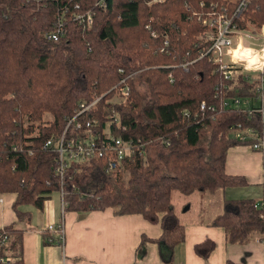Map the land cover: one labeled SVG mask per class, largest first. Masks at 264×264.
<instances>
[{"label":"trees","instance_id":"1","mask_svg":"<svg viewBox=\"0 0 264 264\" xmlns=\"http://www.w3.org/2000/svg\"><path fill=\"white\" fill-rule=\"evenodd\" d=\"M229 3L107 0L100 6L99 0H0V196L15 195L12 209L20 222L27 227L33 219L22 206L43 209L63 188L67 211L85 215L111 208L116 215L141 214L160 222L161 237L143 235L138 254L145 257L148 243L157 242L164 260H172L175 247L185 241L174 195L244 184L226 170L229 150L248 145L234 137L236 125L264 133L259 113L225 106L254 94L253 83L229 82L209 56H201L209 30L202 20ZM90 10L92 24L75 19V13ZM62 14L65 34L49 39ZM249 16L252 24H264V0L250 8ZM124 83L130 86L128 100L106 103L114 87ZM99 97L97 109L80 119L82 128L72 125L68 137L83 133L89 116L101 120L93 128L97 132L115 109L126 130L114 132L134 139L136 152L124 164L129 179L115 178L118 173H109L104 159L74 163L61 177L57 152L45 144L62 135L81 103ZM45 113L54 120L36 126ZM25 116L34 124L24 125ZM256 203L225 200L211 224L224 227L231 243L263 241L264 219ZM26 227L0 228V264H25ZM43 233L45 243H51L48 231ZM214 248L206 241L195 250L207 257ZM8 256L13 262L5 261Z\"/></svg>","mask_w":264,"mask_h":264},{"label":"crops","instance_id":"2","mask_svg":"<svg viewBox=\"0 0 264 264\" xmlns=\"http://www.w3.org/2000/svg\"><path fill=\"white\" fill-rule=\"evenodd\" d=\"M226 170L228 174L241 176L245 183L216 193L174 195L176 211L185 227V241L175 247L170 262L164 260L157 242H149L146 256L140 258L138 247L142 236L155 239L163 233L160 222L153 223L141 214L116 215L108 208L85 215L67 211L64 218L63 211L59 213L62 209L60 201L57 204L50 199L43 209L36 208L37 213L34 215L33 212L31 224L26 227L12 209L15 195L0 196L3 198L0 201V228L10 224L26 227L23 237L25 264H264L263 241L254 238L231 243L224 227L211 224L223 211L225 200L261 201L264 156L251 146H234L229 150ZM215 196H219V200L213 201L211 197ZM48 223L64 226V240L57 232L48 231L51 243H45L43 232L47 231ZM206 241L213 242L215 248L209 256L203 257L195 248Z\"/></svg>","mask_w":264,"mask_h":264},{"label":"built area","instance_id":"3","mask_svg":"<svg viewBox=\"0 0 264 264\" xmlns=\"http://www.w3.org/2000/svg\"><path fill=\"white\" fill-rule=\"evenodd\" d=\"M106 1L99 0V5L104 6ZM258 1L229 0L230 3L223 8L222 12L219 14L212 12L204 18L202 22L209 30L206 38L204 37L207 44L201 56H209L213 63L219 66L224 78L229 82L237 84L240 78H243L245 83H253L254 94L245 98L235 97L226 101L225 106L241 109L250 115L259 113L264 121V24L258 26L249 21V10ZM94 14L91 10L85 13H75V19L80 23L90 25L93 22ZM63 19V14L58 16L56 30L47 35L49 39L58 40L65 34V21ZM244 47L248 48L249 54L258 57L256 64H252L250 60L245 59L246 57H239L238 54L244 52ZM184 67L187 68V65L185 64ZM114 90L115 99L107 100L106 103L128 100L129 85L126 83L116 85ZM100 99L99 97L92 102L81 103L76 114L68 119L62 135L58 139L50 138L47 140L45 148L50 147L57 152L56 173L61 177L66 175L72 164H85L93 159L106 160L108 172L117 174L124 170L125 161L136 152L134 139H125L123 136H117L114 132V128L126 130L120 114L115 109L106 115L104 127L97 132L93 128L99 127L101 120L89 116L84 132L68 137L72 125H75L76 128H82L83 124L80 119L89 111L96 110ZM202 107L204 108L205 104ZM236 127L234 137L243 143H247L252 149L264 156V133L257 127H243L241 123H238ZM60 195L64 215L68 203L64 199L63 188ZM257 206L261 209L264 219V193L261 201L256 204ZM45 230L57 232L60 238L64 240L65 228L63 225L48 223ZM5 261L13 262V258L7 257Z\"/></svg>","mask_w":264,"mask_h":264},{"label":"rangeland","instance_id":"4","mask_svg":"<svg viewBox=\"0 0 264 264\" xmlns=\"http://www.w3.org/2000/svg\"><path fill=\"white\" fill-rule=\"evenodd\" d=\"M245 46H249V45H245ZM243 57H246V58H250L251 57V55L249 54V55H243ZM242 58V57H241ZM142 89H143V86H142ZM112 99H115V96H113V98ZM29 117H26L25 116V118H24V125H26V126H29V125H31V124H34L33 123V121L32 120H29L28 119ZM54 120V117H53V115L52 114H50V113H45L44 114V116H43V118L41 119V120H37V121H34L35 122V125L37 126V125H40V124H44V125H46V124H48V122L49 121H53ZM38 132V130H36L35 131V133H37ZM248 146H250V145H248ZM258 152V151H257ZM258 153H260V152H258ZM117 177H115V178H120V179H124V180H128L129 179V176H130V171L129 170H122L120 173H118L117 175H116ZM233 187V186H232ZM232 192V191H231ZM230 193V192H229ZM59 195L60 194H58L57 192H55V193H53L52 194V197H51V200H54L57 204H59V201H60V203H61V199L59 198ZM212 199H213V201H217V200H219V196H215V197H211ZM0 199H3V198H0ZM59 199V200H58ZM204 199V198H203ZM201 201V200H200ZM61 207H62V203H61ZM22 209H24V210H30V211H32V213L34 212V215L37 213V209L36 208H34L33 206H31V205H25V206H22ZM60 211H63V209H61L60 208V210H59V213H60ZM67 212V210L65 209V212H64V218H65V213ZM8 257H10V256H8ZM7 258V257H6ZM5 258V259H6ZM2 260H4V259H2Z\"/></svg>","mask_w":264,"mask_h":264},{"label":"bare ground","instance_id":"5","mask_svg":"<svg viewBox=\"0 0 264 264\" xmlns=\"http://www.w3.org/2000/svg\"><path fill=\"white\" fill-rule=\"evenodd\" d=\"M245 48V47H244ZM242 50V49H241ZM249 50H248V48H245V50H244V52L242 51V53H239L238 55H239V57H243V55H249ZM251 55V57H252V59H248V60H250V62L252 63V64H256L257 62H258V57L257 56H254V55H252V54H250Z\"/></svg>","mask_w":264,"mask_h":264}]
</instances>
